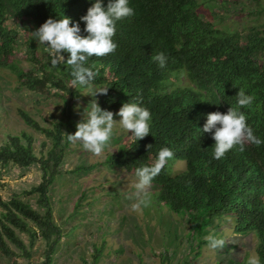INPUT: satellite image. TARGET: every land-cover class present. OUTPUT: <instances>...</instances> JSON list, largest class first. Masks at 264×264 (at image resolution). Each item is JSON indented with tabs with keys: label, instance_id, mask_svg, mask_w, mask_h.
Wrapping results in <instances>:
<instances>
[{
	"label": "trees",
	"instance_id": "obj_1",
	"mask_svg": "<svg viewBox=\"0 0 264 264\" xmlns=\"http://www.w3.org/2000/svg\"><path fill=\"white\" fill-rule=\"evenodd\" d=\"M101 2L107 7L109 0ZM94 3L96 0H0V69L15 70L23 85L36 91L49 93L51 86L60 88L64 92L59 95L66 99L68 93L71 101L81 99L86 91L108 88L106 95L97 93L96 101L112 112L127 102L148 108L152 116L149 135L139 141L134 136L123 141L106 154L103 163L136 173L138 167L153 165L162 148H170L174 157L152 182L157 202L182 213L201 229L221 217L233 219L236 233L256 236L255 253L264 264V143L248 144L243 152L234 148L215 159L213 133L203 131L209 113H227L237 105L240 86L255 96L254 103L241 111L254 134L264 140V30L260 25L249 27L246 34L220 29L198 11L200 0H129L134 15L117 22L113 37L117 49L104 57H90L86 66L97 73L95 80L90 86L73 87L70 66H54L49 50L48 62L37 58L38 49L47 45L38 44L33 32L49 18L66 16L87 35L81 17ZM22 30L24 39L20 38ZM20 43L34 61L30 72L19 68L14 59ZM160 52L167 57L164 68L152 60ZM64 55L67 59L68 54ZM170 71L176 75L171 76ZM180 73L192 83L169 90L171 78ZM65 102L67 120L55 122L51 128L42 127L20 108L24 121L52 138L48 155L38 157L32 137L25 132L10 136L0 146V162L27 167L40 161L44 170L42 182L30 190L38 194L42 210L18 195L5 199L0 193V250L10 258L17 252L9 242L29 258L36 241L42 239L47 243L44 263L51 264L63 237L49 190L70 144L67 133L73 134L84 119L78 113L72 117L74 107L69 99ZM177 161L185 162L186 167L175 171ZM21 233L28 235L29 244Z\"/></svg>",
	"mask_w": 264,
	"mask_h": 264
},
{
	"label": "rangeland",
	"instance_id": "obj_2",
	"mask_svg": "<svg viewBox=\"0 0 264 264\" xmlns=\"http://www.w3.org/2000/svg\"><path fill=\"white\" fill-rule=\"evenodd\" d=\"M200 2L198 11L220 29L246 34L249 27L260 25L264 30V0ZM24 37L22 30L20 38ZM18 49L15 61L24 72H30L34 61L27 57L25 45L20 43ZM37 58L48 62V47L38 49ZM261 59L264 60V53ZM170 75L175 76L176 71H170ZM189 83L192 82L187 75L180 73L179 77L171 78L168 88ZM50 90L47 93L30 89L23 85L15 70L0 69V146L10 136L25 132L32 137L38 157L46 156L53 145L52 138L24 121L20 108L42 127L51 128L55 122L67 120L66 100L74 107L72 117L78 113L84 118L85 111L91 110V102L97 99L93 90L86 91L75 101H71L68 93L66 99L60 96L64 92L60 88L51 86ZM114 119L121 117L114 115ZM131 137L117 121L110 146L101 155L84 150L79 142L70 143L64 149L62 162L56 168V179L49 190L53 215L63 232L51 264H247L248 257L256 255L257 238L251 232L236 233L231 218L209 221L207 227L201 229L182 213L158 203L153 197V185L150 206L133 210L132 205L137 202L136 173L103 163L107 153L114 152L120 143ZM81 165L93 167L76 171ZM185 167L183 161L174 164L175 171ZM43 173L40 161L27 167L12 161L0 162V193L5 199L18 195L34 208L41 209L38 194L30 190L42 182ZM77 203L80 205L76 206ZM209 235L225 238V247L210 249ZM21 236L29 244L28 235L21 233ZM9 244L17 254L10 258L0 250V264H45L47 243L44 240L36 241L29 258L11 242Z\"/></svg>",
	"mask_w": 264,
	"mask_h": 264
},
{
	"label": "clouds",
	"instance_id": "obj_3",
	"mask_svg": "<svg viewBox=\"0 0 264 264\" xmlns=\"http://www.w3.org/2000/svg\"><path fill=\"white\" fill-rule=\"evenodd\" d=\"M134 15V9L129 5V0H109L104 7L101 0H96L88 8L87 14L81 19L86 22L84 29L87 35L81 34L79 23L72 24L71 18H49L35 32L34 39L38 44L47 45L52 57L51 63L55 66L66 63L71 67L73 76L72 85L90 86L97 73L86 66L90 57H104L112 54L118 45L113 37L116 34L118 21ZM64 53H67L65 59ZM160 68L166 67L167 57L163 52L152 56ZM236 86V85H234ZM108 88L98 89L97 93L106 95ZM237 105L230 107L227 113L219 111L209 113L207 122L203 127L204 132H212L214 144V158L221 159L234 148L240 152L245 151L248 144L261 145L264 140L254 134L253 128L248 124L247 117L242 108L250 107L255 96L247 94L239 86ZM114 115L121 119L115 120ZM151 112L136 102H127L119 109L118 113L102 109L96 100L91 102V110L85 111L84 119L77 124L74 134L67 133V141L79 142L82 148L93 155H101L110 146L115 134L116 123L131 133L137 141L144 139L151 132ZM214 129V132H213ZM151 144L148 148H151ZM175 153L168 147L162 148L158 158L151 166H142L136 169L137 183L135 184L137 202L132 205L134 211L151 204V185L154 178L161 173ZM208 247L212 250L223 249L227 240L216 235L207 237ZM247 264H260L259 257L252 254L247 259Z\"/></svg>",
	"mask_w": 264,
	"mask_h": 264
}]
</instances>
